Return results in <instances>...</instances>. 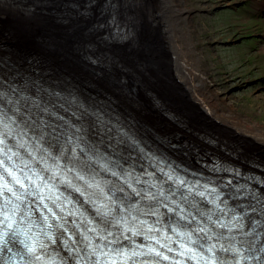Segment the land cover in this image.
Masks as SVG:
<instances>
[{
  "label": "bare ground",
  "instance_id": "6f19581e",
  "mask_svg": "<svg viewBox=\"0 0 264 264\" xmlns=\"http://www.w3.org/2000/svg\"><path fill=\"white\" fill-rule=\"evenodd\" d=\"M111 2L112 8L106 0H94L91 5L88 0H0V169L4 164L29 169L33 161H54L68 169L67 181L83 193L52 180L56 194L66 188L73 199L67 209H54L56 216L43 208L44 203L52 206L50 200L40 201L36 195L39 210L26 208L22 213L14 211L15 215L4 210V205L12 206L10 202H0V230L13 233L30 227L28 236L36 239L37 247L45 245L43 252L50 257L47 264L89 263L92 250L86 251V246L96 248L98 244H104V257L150 264L135 258L133 253L141 244L131 236H144L140 240L146 245L159 241L169 245L162 236L172 228L164 223H171L178 228L166 236L174 235L169 247L181 244L179 252L188 256L186 264H211L206 259L213 257L208 252L210 244L216 245V264H264V132H253V122L217 105L211 90V83L217 82L207 81L209 65L196 56L201 43H196L192 26L193 3L182 0V7L177 0ZM113 12L126 35H115L110 24ZM98 24L104 27L98 28ZM222 44L230 46L219 40L217 51L228 48H221ZM233 53L225 54L226 65ZM233 67L245 73L243 66ZM168 88L178 94L169 93ZM176 95L187 104L180 107L173 99ZM185 107H196L198 114L215 124L212 135L192 125L196 120ZM32 121L40 124L41 137L29 135L33 129L24 131ZM77 124L82 128L74 126ZM55 125H61L65 133L72 132L70 142L49 143L45 130ZM228 125L237 129H227ZM202 133L205 140L210 139L207 143L199 137ZM46 171L37 167L22 193L40 191L33 184L42 183L35 174L46 178ZM77 174L99 183L116 203L104 200L84 181L74 182ZM200 188L207 189L203 196ZM148 193L155 199L145 198ZM0 194L12 199L7 188ZM41 194L47 196L48 192ZM98 197L115 208L113 215L97 213ZM206 199L218 201L220 206L208 204ZM151 212L157 216L153 218ZM6 215L15 222L12 229L4 222ZM121 215L126 220L116 224ZM61 223L67 231L58 227ZM159 224L164 226L160 231ZM93 227L96 232L87 231ZM200 227L210 230L211 240L197 231ZM181 235L185 242L180 241ZM17 237L32 243L23 233ZM202 243L207 246L201 249ZM221 244L239 251H222ZM242 256L258 259L241 260Z\"/></svg>",
  "mask_w": 264,
  "mask_h": 264
},
{
  "label": "rangeland",
  "instance_id": "374dc122",
  "mask_svg": "<svg viewBox=\"0 0 264 264\" xmlns=\"http://www.w3.org/2000/svg\"><path fill=\"white\" fill-rule=\"evenodd\" d=\"M189 1L193 3L190 15L197 39L195 42L201 43L198 45L196 56H201L203 64L209 65L207 81L214 82V79L217 82V85L211 83L217 105L224 112L238 113L241 118H247L257 124L260 128L252 123L253 128H256L251 129L253 132H264V0ZM177 4L185 6L182 0H177ZM219 40L230 42V46L222 44L221 48H228L217 51ZM210 42L217 45L213 47ZM230 50L234 52L230 59L233 63L229 61L226 65L224 60ZM234 65L243 66L245 73L234 68ZM173 90L178 94L176 89L168 88L169 93ZM179 98L180 96L176 95L173 99L180 107L181 104H187V101L181 103ZM184 110L196 120L192 125H197L196 128L206 131L207 135H212L211 129L215 124L211 123L208 117L204 119L202 114H198L200 112L196 107L192 110L185 107ZM230 126L228 125L227 129H230ZM206 134L202 133L199 137L203 139ZM234 136L237 135L232 137ZM205 138L204 141L207 143L210 139ZM164 140L169 141L166 137ZM169 145L173 147L171 143ZM218 149L220 152L221 148Z\"/></svg>",
  "mask_w": 264,
  "mask_h": 264
},
{
  "label": "snow or ice",
  "instance_id": "6c2138e0",
  "mask_svg": "<svg viewBox=\"0 0 264 264\" xmlns=\"http://www.w3.org/2000/svg\"><path fill=\"white\" fill-rule=\"evenodd\" d=\"M93 2H94V0H88V3L90 5L93 4ZM106 2L108 4L109 8L113 7L111 0H106ZM86 14H87V12L81 13V15H86ZM110 24H111L112 27H114L116 29L115 35H117V36L126 35V34L121 32L119 21L116 19V13L115 12H113ZM97 27L98 28H102V27H104V25H99L98 24ZM2 95L3 94L0 93V96H2ZM0 143H2V141H0ZM41 159L43 160L44 157H41ZM73 159L74 160L76 159V153L75 152L73 154ZM88 159H91V157H88ZM0 163H2V162H0ZM104 167L106 168L107 165H105ZM45 169L46 170L49 169V166L47 164L45 165ZM58 169H59V165H54L52 167V169H51L52 175L47 177V178H45V177L39 175L38 173H36L35 174L36 175V180L37 181H41L42 183H36L35 181H33V184H35V188L40 190V191H33L32 194L38 196L40 201H44L46 199L51 201V203H52L51 207L47 203H44L43 204V208L46 209L47 212L51 213L53 216L57 215V213L55 212L54 209L59 208L61 211H63V206L59 203L60 195L56 194V191H57L56 185L51 182L52 180L56 179L57 177H59L61 175V173L58 171ZM71 170L72 169H69V171H71ZM5 171H8L9 175H13V179L15 180L16 184L20 185L21 188L27 189L29 187V185L25 184L20 178L16 177L10 170L6 169ZM0 175H2V174H0ZM113 175H117V173L114 172ZM77 176H78V179H80V180L85 182V184L87 185L88 189H96V190H98L100 196H102L104 200L110 201L112 204L116 203V201L113 199V197L107 195V193L105 192L104 188H102L99 183H92L90 181H86L85 177L82 176V175H79V174H77ZM27 179L29 181H31L32 177L29 176V177H27ZM169 179H171V176H169ZM60 183H68L71 187H73L75 189L76 192H80L83 195V193L81 192V188L76 187L75 185H71V182L67 181L66 178L61 179ZM180 183L182 184L183 181H181ZM4 187L7 188V190L9 192H11L13 196H16L17 199H21V196H17V193L11 187H9L8 184H4ZM130 187H131V185H130ZM44 190H46L48 192L47 196L41 195V191H44ZM132 190H133V192L135 193V195L137 197L141 196V192L137 191L135 188H133ZM120 191H123V189H120ZM199 194L201 196L204 195L203 192H201ZM91 195H95V193H92ZM91 195L88 197L89 199H91ZM160 195L161 196L164 195L162 191L160 192ZM145 198L155 199V196L153 194H151V193H148ZM98 200H99V197H98ZM94 203H95V201H94ZM17 207H18V205L14 206V208H17ZM164 207H168V206L164 205ZM121 208H123V205H121ZM168 210L170 212H176L175 208H169ZM123 211L127 212L128 209H123ZM114 212H115V208L109 207V204L104 203L103 200H99V203H98V206H97V213L98 214H102L103 216L107 217V216L113 215ZM72 214L73 213H69V215H72ZM152 214L155 215V213H152ZM42 219H43L44 223L47 224L48 217L44 216ZM61 219H63V218L61 217ZM132 219L135 220L136 217H133ZM208 219L211 220L212 217L209 216ZM122 220H126V217H124L123 215H121V217L119 219H116L115 223L119 224V223H121ZM9 221H11V217L6 215L4 222L7 223V228L8 229H12L13 228V223H15V222L14 221L9 222ZM88 223L91 224L92 222L88 221ZM141 223H144V222L141 221ZM216 223H218L220 227H226V225H224L223 223H220L219 221H216ZM51 227H52V225L48 224V228H51ZM58 227L64 228L65 231H67V228L65 227V224H63V223L59 224ZM76 227H80V225H76ZM30 231H31V228L29 227L27 230H25L23 232V234L25 235V237H27L28 239L32 240V243L31 244L28 243V245H27L28 253L35 255V253L37 252V241H36L35 238L28 236V233ZM87 231L96 232L97 230H96L95 227H93V228L88 229ZM197 231L203 232V233H205L207 235L210 230L205 228V227H200V228L197 229ZM135 234H138V233H135ZM8 235H9V233L6 231L4 233V244H0V246H2V247H0V251H2L3 248L5 247V245H7L9 243L8 239H5V237H7ZM111 235H112L111 233H108V236H111ZM188 235L190 236L191 234L189 233ZM108 236L103 237V239L107 240ZM48 237H49V239H51V233L50 232L48 233ZM11 238L13 240L15 239V234L14 233H12ZM85 239H88V237L85 236ZM207 239L211 240L212 239V235H207ZM53 243H55L54 240H53ZM89 246H91V245H89ZM39 247L40 248H44L45 245L43 243H40ZM215 248H216L215 244H210L209 247H208V252L213 253V257L212 258H206V259H211V264H216V259H215V254H214V249ZM220 249L222 251H229V250H231L233 252H238L239 251L235 247L224 248V246L222 244L220 245ZM95 251H96V249L93 248V252H95ZM155 251H156L155 249H149V252H155ZM136 254L137 253H133V255H136ZM156 255L160 256L161 253L156 252ZM163 259H168V257L167 256H163ZM243 259H246V258L242 256L241 260H243ZM35 260L36 261H40L41 257L40 256H35ZM157 264H159V262H157ZM238 264H239V262H238Z\"/></svg>",
  "mask_w": 264,
  "mask_h": 264
},
{
  "label": "clouds",
  "instance_id": "9594fccd",
  "mask_svg": "<svg viewBox=\"0 0 264 264\" xmlns=\"http://www.w3.org/2000/svg\"><path fill=\"white\" fill-rule=\"evenodd\" d=\"M24 231H25L24 229H16V230H14L13 233L15 234V238H17V236H18L19 233H23ZM5 232H6V231H0V244H4V233H5ZM19 242H20V243H21V244L27 249V245H28V241H27V239H20ZM7 246H8V244L5 245V247H7ZM8 251H9V252H12V249L9 247V248H8ZM27 252H28V249H27ZM16 255H18V254H17V253H13V257H12V258H9L10 261H11V259H13ZM245 258H246V259H249V260H251V259H253V258L258 259V257H245ZM20 259H21V260H24V257L21 256ZM25 264H28V262L26 261Z\"/></svg>",
  "mask_w": 264,
  "mask_h": 264
}]
</instances>
